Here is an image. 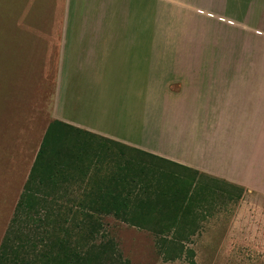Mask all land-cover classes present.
Returning a JSON list of instances; mask_svg holds the SVG:
<instances>
[{
    "label": "rangeland",
    "instance_id": "rangeland-1",
    "mask_svg": "<svg viewBox=\"0 0 264 264\" xmlns=\"http://www.w3.org/2000/svg\"><path fill=\"white\" fill-rule=\"evenodd\" d=\"M20 12L12 10L8 37L13 42L22 39L24 45L29 40L30 166L44 142L46 160L56 162L49 168L71 167L72 180L60 182L67 190L60 201L68 203L63 204L91 201L97 198L95 193L115 190L128 204L127 218L137 223L102 215L95 241L111 239L127 264H264L263 196L227 188L184 172L175 163L151 159L99 138L86 136L76 144L70 135L42 137L52 115L61 111L62 105L55 108L53 102L57 93L64 94L61 84L67 79L60 76L72 70L67 77L77 81L73 95L78 112L88 111L95 123L122 132L140 121L137 137L163 141L166 132L175 128L166 118L165 84L174 74L169 62L181 56L180 32L172 33L166 23L176 24L179 17L165 10H152L147 18L139 10ZM155 23L152 36L149 30L134 28L137 24L152 28ZM155 35L160 58L156 62L147 59L149 44L154 50ZM136 39L143 45L136 55L134 76L133 56L124 51ZM167 40L174 41V51L166 47ZM24 59L26 65V54ZM168 118L173 119L171 114ZM14 127L16 138L19 129ZM68 154L74 157L71 165L65 164ZM48 167L41 165L37 173L43 174ZM20 179L14 182L12 202L0 192V241L24 185V174ZM115 179L118 183L112 186ZM165 254L182 256L171 260Z\"/></svg>",
    "mask_w": 264,
    "mask_h": 264
},
{
    "label": "crops",
    "instance_id": "crops-1",
    "mask_svg": "<svg viewBox=\"0 0 264 264\" xmlns=\"http://www.w3.org/2000/svg\"><path fill=\"white\" fill-rule=\"evenodd\" d=\"M46 9L139 10L146 18L152 10H165L179 17L176 24L167 22L166 27H171L172 33L180 32L181 56L169 62L174 74L165 84L166 110L173 119L168 118L169 114L166 118L175 128L166 132L163 141L137 137L140 121L122 132L95 123L88 111L78 112L73 95L77 81L67 77L72 70L60 76L67 79L61 84L64 94L57 93L53 102L55 108L62 105L61 111L52 115L42 137L51 124L49 136L70 135L76 144H81L86 136L99 138L149 158L175 163L184 172L217 181L227 188L264 197V0H0V192L3 198L13 201L15 180L19 182L24 174L26 181L31 169L29 40L25 45L22 39L13 42L8 37L13 25L9 21L12 10H21L23 14L22 10ZM144 25L137 24L134 28L149 30L152 36L156 23L152 28ZM130 43L132 47H126L124 54L133 56L135 76L136 55L140 54L143 43L137 39ZM152 43L154 50H150L149 44L147 59L156 62L160 59L156 35ZM165 44L174 51L173 40ZM73 60L72 55L71 63ZM175 111L180 114L175 115ZM15 125L19 129L16 138Z\"/></svg>",
    "mask_w": 264,
    "mask_h": 264
},
{
    "label": "trees",
    "instance_id": "trees-1",
    "mask_svg": "<svg viewBox=\"0 0 264 264\" xmlns=\"http://www.w3.org/2000/svg\"><path fill=\"white\" fill-rule=\"evenodd\" d=\"M51 127L49 124L45 135H48ZM44 148L43 142L0 241V264H127L111 239L95 241L101 228L102 215L112 214L137 225L126 216L128 204L125 198L122 199L123 195L104 189L95 193L97 198L91 201L63 204L68 203L60 201L67 190L60 182L72 180L71 167L49 168V165L55 167L56 162L52 158L46 160ZM73 158L66 155L65 164L71 165ZM150 158L169 162L157 157ZM41 165L48 167L43 174L37 173ZM131 173L134 176L136 171ZM117 183L115 179L112 186ZM109 253L110 259L107 258ZM190 253L193 254L192 251ZM181 256L165 254L164 257L172 260Z\"/></svg>",
    "mask_w": 264,
    "mask_h": 264
}]
</instances>
